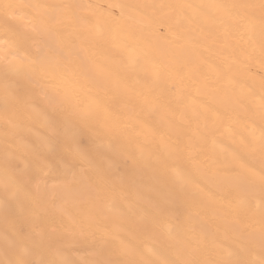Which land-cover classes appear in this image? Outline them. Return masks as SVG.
Wrapping results in <instances>:
<instances>
[{
	"label": "bare ground",
	"instance_id": "bare-ground-1",
	"mask_svg": "<svg viewBox=\"0 0 264 264\" xmlns=\"http://www.w3.org/2000/svg\"><path fill=\"white\" fill-rule=\"evenodd\" d=\"M184 2L186 0H0V5L13 6H83L74 11L87 18L89 27L70 29L72 34L67 39L71 45L65 49V54L90 62L99 82V94L119 114V120L113 123L114 131L101 140L83 135L80 147L86 153L84 158L57 150L45 153V158L37 161L32 152L42 151L40 139L47 133L43 123L33 120L27 129L7 135L0 123V164L8 142H11L10 150L22 157L15 194L6 193L0 183V264H10L17 258L13 241H22L31 250V259L71 264H86L102 258L126 259L109 255L107 251L101 254V249L111 247L112 242L103 243L95 224L106 226L116 236L131 238L133 243L148 244L162 256L171 255L172 241L154 222L169 225L173 235L179 233L194 239L215 235L225 240V229H228L226 243L250 247L257 260L264 254L258 223V205L264 193L258 186H249L233 176L241 170L235 167L236 162L231 157L233 151L240 150V134L246 135L247 122L254 120L258 129L260 119L258 115L241 112L235 125L237 135L229 136L211 114L207 118L194 114L198 105L190 104L185 96L188 91L195 92V88L185 71H177L193 58L192 44L187 37L194 34L183 31L188 25L180 20L178 10L159 7ZM187 2L199 4L209 0ZM217 2L259 4L260 0ZM10 11L31 18L44 9L14 7ZM17 25L18 22L6 17L0 7V42L9 38ZM109 32L118 38L127 37L129 44L172 69L170 75L153 84L154 95L162 105H168L170 111L166 108L141 111L135 99H130L131 89L143 87L145 78L130 66L118 46L99 38V34ZM41 46L42 41L37 37L29 50L35 55ZM201 53L208 56L202 49ZM231 74L245 89L251 88L259 95L264 64L260 62L258 49L251 60L239 57L232 65ZM6 84L23 90L27 80L23 75L5 74L0 69V110ZM217 86L221 89L219 92L206 90L210 95L199 96L198 101L223 112L230 98L239 94V88L232 89L222 83ZM134 115L156 129V134L141 127ZM177 140L185 146L182 159L175 161L186 177L183 183L164 167L174 163L172 148ZM242 155L256 170L261 168L258 151ZM208 193L215 197L211 203L206 199ZM241 201L251 204L248 220L252 225L248 229L251 235L233 231L227 224L229 206L235 207Z\"/></svg>",
	"mask_w": 264,
	"mask_h": 264
},
{
	"label": "snow or ice",
	"instance_id": "snow-or-ice-1",
	"mask_svg": "<svg viewBox=\"0 0 264 264\" xmlns=\"http://www.w3.org/2000/svg\"><path fill=\"white\" fill-rule=\"evenodd\" d=\"M4 15L17 21L11 36L0 42V69L5 74L23 75L27 80V87L23 90L12 89L7 84L4 88L0 123L3 124L6 135L15 134L27 129L33 120H40L47 133L40 139L41 150H33V158L37 161L45 158V153L57 150L77 158H84L80 147L82 137L91 135L97 140L114 131L113 123L119 120L106 100L99 94V82L96 73L89 66L90 62L79 56L72 57L65 54V49L71 45L67 36L77 27L87 29L89 21L74 11L81 5L47 6L39 4H24L13 6L0 5ZM14 7L44 9L42 13L27 18L17 15ZM90 7V6H89ZM178 10L180 20L188 25L183 31L189 34L188 42L192 44V59L182 65L177 71H185L195 92L188 91L185 99L192 105H198L195 115L208 114L214 117V122L224 126L229 136L237 135L235 125L239 122L240 113L258 115L260 126L257 129L255 121L250 119L245 128V134H240V150L231 153L236 171L233 176L249 186H258L264 193V78H262L260 92L257 95L251 88L243 85L231 74L232 65L239 57L251 60L257 49L261 64H264V0L254 3H220L209 0L206 3L184 2L178 4L159 5ZM258 12V15H257ZM42 41V46L33 54L29 49L36 38ZM105 42H112L126 54L130 66L138 69L145 78L143 87L139 90L131 89L130 99H135L141 111L147 109L155 112L168 105H162L158 96L154 95L153 84L165 75H170L172 69L159 63L147 52L137 49L128 43V38H118L114 33L99 34ZM117 41L118 44H117ZM208 53L205 56L201 53ZM215 57L216 59H211ZM232 89L239 88V94L230 98L229 106L223 112L212 107L209 103L198 101L199 96L219 92L217 85ZM141 127L147 128L152 134L156 129L139 121ZM163 135V134H161ZM11 142L5 149L0 183L4 191L15 194L17 189L16 176L20 170L22 157L10 150ZM109 149L111 145L107 146ZM185 146L179 140L172 148L174 163L171 167L164 165L172 172L180 183L185 182L175 161L182 159ZM259 152L262 166L256 170L245 162L242 153L249 155ZM231 167V165H226ZM208 203L215 197L208 193ZM259 209V239L264 248V199L258 205ZM252 211L250 201H241L235 207L229 206L226 216L229 228L241 234L251 235L248 229L252 225L248 222ZM161 232H167L170 241L171 255L162 256L148 244L133 243L132 239L112 234L106 226L95 224L105 245L112 242V246L101 249L109 255L127 257L113 260L110 258L97 259L86 264H264V254L257 260L252 255L250 247L233 246L225 242L228 229H225V240L215 235L194 239L183 237L179 233L173 235L171 227L164 222H154ZM91 226V225H90ZM255 229H253V232ZM17 258L10 264H71L69 261H46L31 259V250L22 241H13Z\"/></svg>",
	"mask_w": 264,
	"mask_h": 264
}]
</instances>
